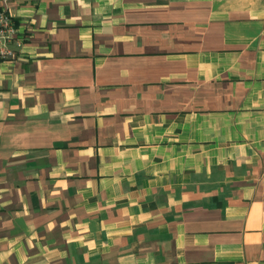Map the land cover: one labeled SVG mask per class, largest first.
<instances>
[{
  "label": "crops",
  "instance_id": "obj_1",
  "mask_svg": "<svg viewBox=\"0 0 264 264\" xmlns=\"http://www.w3.org/2000/svg\"><path fill=\"white\" fill-rule=\"evenodd\" d=\"M0 10V264H264V0Z\"/></svg>",
  "mask_w": 264,
  "mask_h": 264
},
{
  "label": "built area",
  "instance_id": "obj_2",
  "mask_svg": "<svg viewBox=\"0 0 264 264\" xmlns=\"http://www.w3.org/2000/svg\"><path fill=\"white\" fill-rule=\"evenodd\" d=\"M17 31L10 14L6 10H0V59L13 55L9 45Z\"/></svg>",
  "mask_w": 264,
  "mask_h": 264
}]
</instances>
